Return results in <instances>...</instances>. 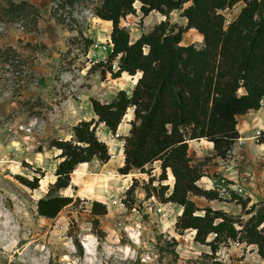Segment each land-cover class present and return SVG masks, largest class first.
<instances>
[{
	"label": "rangeland",
	"instance_id": "1",
	"mask_svg": "<svg viewBox=\"0 0 264 264\" xmlns=\"http://www.w3.org/2000/svg\"><path fill=\"white\" fill-rule=\"evenodd\" d=\"M9 1L29 2L38 9V17L26 15L12 20L3 12ZM101 2L81 0L73 8L62 9L56 0H0V264H264L257 245L246 244L243 229L255 214L250 213L251 207H264V152L226 157L237 160L235 170L242 178L236 189H243L242 197L248 201L246 210L234 204L225 209L235 219L237 238L245 246L235 247L237 238L223 236L215 242L217 252L201 243L187 247L183 239L175 238V234H185L176 225L181 216L176 217L175 212L164 220L157 212L159 204H164L160 187L168 186L166 198L175 185L171 186L175 181L171 169L162 182L160 161L147 166L146 173L120 172L125 165L124 138L130 136L135 120L133 107L128 109L116 134L104 124L98 125L97 135L108 145L111 158L107 163L94 160L77 166L70 187L60 191L63 196L73 197V204L54 219L38 215V201L55 183L60 162V151L51 146L52 141L74 139L73 128L78 123L97 120L92 99L110 103L122 90L132 95L141 77V73L134 77L123 73L114 79L108 66H95L106 62L112 51V23L99 19L94 12ZM243 5L221 12L226 24L239 15ZM182 12H172L171 26L185 23ZM139 15L121 19V26L130 32L133 41L165 20L159 16L155 19V14ZM181 45L201 49L203 35L191 29L183 34ZM118 64L119 60H115V70ZM258 132L262 131L253 136L257 143ZM195 147L189 146L191 166L204 176L219 178L221 185L223 181L228 183L216 167L231 163L214 162L216 156H211L204 145L196 147L202 152L197 156ZM121 155L124 165L118 168L111 161ZM41 176L36 190L17 179ZM127 182L132 186L123 195L121 186ZM144 199L150 201L149 205ZM93 201L108 209V214L99 218L98 227L93 223Z\"/></svg>",
	"mask_w": 264,
	"mask_h": 264
},
{
	"label": "trees",
	"instance_id": "2",
	"mask_svg": "<svg viewBox=\"0 0 264 264\" xmlns=\"http://www.w3.org/2000/svg\"><path fill=\"white\" fill-rule=\"evenodd\" d=\"M58 8L75 7L81 0H56ZM141 3L144 17L160 13L166 20L147 34L132 41L130 32L121 26V19L135 14V4ZM244 4L239 15L226 24L221 13L238 4ZM189 4L187 7H185ZM183 10L187 19L185 27L170 25L173 11ZM12 20L28 16L38 17V9L27 1L8 2L3 9ZM57 12V10H55ZM95 15L112 23V51L106 62L95 66H108L114 79L123 73L134 77L141 73L132 95L122 90L110 103L92 99L97 120L81 121L74 128V139L53 140L51 146L60 151V162L55 172L56 181L45 198L37 204L38 215L56 218L64 208L73 204L74 198L63 196L61 190L71 185V176L77 166L99 160L107 163L109 147L97 135L99 124H104L116 134L129 108H134L135 120L131 134L124 138L125 165L122 174L133 170L145 172L147 166L160 161L162 173L159 180H167V170L175 177L173 191L167 195L168 186H161L164 203L172 202L183 207L176 225L180 230L197 231L195 240L210 245L218 251L216 240L238 236L235 219L221 210L204 209V215L190 199V195L208 200H221L217 191L200 188L197 182L203 177L191 166L189 141L205 139L214 144L216 156L226 158L239 139L237 116L260 110L264 100V0H102L94 9ZM61 20V19H60ZM168 20V21H167ZM177 28V30H176ZM191 29L203 35L204 47L182 46L183 34ZM145 48L147 52H145ZM2 50L0 48V54ZM115 60H119L115 70ZM243 90V94L239 92ZM264 143V131L258 139ZM24 186L36 190L41 177L29 180L17 177ZM154 179H151V181ZM231 199L246 210L248 201L231 192ZM243 225L244 240L257 245L264 258V207L256 210ZM94 225L108 214L107 206L92 202ZM218 238L207 243L210 233ZM243 240V239H242Z\"/></svg>",
	"mask_w": 264,
	"mask_h": 264
},
{
	"label": "crops",
	"instance_id": "3",
	"mask_svg": "<svg viewBox=\"0 0 264 264\" xmlns=\"http://www.w3.org/2000/svg\"><path fill=\"white\" fill-rule=\"evenodd\" d=\"M140 4V2H137ZM140 6L136 7L137 8V12L136 15L142 14V12L140 11ZM155 14V19L156 16H159V18H161L160 20H166V17L161 15L160 13L157 12H152L151 16H154ZM172 15V13H171ZM170 15V16H171ZM140 16V15H139ZM185 23H179L181 24V26H184L183 24H185V26L187 25V19L185 17H183ZM164 20V21H165ZM163 21H159V23H161ZM112 30V26L110 27ZM111 32V31H110ZM146 34L148 32H145ZM141 36V35H140ZM140 36H138L137 38H135V40H137ZM133 41V40H132ZM237 130L239 132V141L237 143L234 144V148L232 147V151L230 152L231 155H227L228 157H232V155H238L239 157H242L243 155H251V153H253L255 156H257L256 154H260L262 152H264V143L260 144L257 143L254 139L253 136L255 134L256 131H264V105L262 106V108L260 110H252L247 114L244 115H240L237 116ZM198 145H204V148L206 147L208 150H210L212 152L211 156H216V152L214 151V144L212 142H209L205 139H200V140H191L189 142V146L190 148H192V146H198ZM195 147V152H197V156L201 155L202 152L199 153V151L196 149ZM198 148V147H197ZM202 151L204 152V149H202ZM233 158V157H232ZM232 158L229 160L227 158H221L219 156L214 157V162H219L221 161L222 164H227V163H231V166H223L221 167V165L219 167H216V170H218L217 172L223 174V176L225 178H227L228 183L226 181L224 182V185H219V187H217L216 185L218 183H220V179L219 178H209L207 176H204L197 182V185L207 191H217L220 194V198L221 200H208L205 197H200V196H195V195H190V199L196 204V206L200 209V211H198V215L199 216H203L204 215V211L202 209L209 207L214 211H223L225 213L226 212V205H230V204H234V205H238L235 201H233L231 199V196L228 194V192H223V189L227 188L226 186L229 185V187H235L238 188L240 186L239 181L242 178V175L240 177V175H238V172L235 170V166L237 165V160L235 159L234 161L232 160ZM261 158V157H258ZM113 160V159H112ZM116 161H111V163L115 166H117L118 168L122 167L124 165V158L123 155L119 156V159H115ZM252 160V159H251ZM86 165V164H82ZM250 166V163L248 164ZM237 167V166H236ZM205 168V167H204ZM252 168V167H251ZM75 173V172H74ZM250 174V173H249ZM251 175V174H250ZM249 177L245 178L246 181H248ZM255 178H251V181L254 180ZM244 180V179H243ZM242 180V181H243ZM250 182V181H249ZM243 183V182H242ZM253 186V181L250 182ZM175 184V181L171 184V186H173ZM173 188V187H172ZM231 192H234L233 190ZM235 195H238L234 192ZM253 192L251 194V196L253 197ZM239 196V195H238ZM223 197V198H222ZM242 197V196H241ZM228 198H230V201H228ZM203 204V205H202ZM240 206V205H238ZM241 207V206H240ZM242 208V207H241Z\"/></svg>",
	"mask_w": 264,
	"mask_h": 264
},
{
	"label": "built area",
	"instance_id": "4",
	"mask_svg": "<svg viewBox=\"0 0 264 264\" xmlns=\"http://www.w3.org/2000/svg\"><path fill=\"white\" fill-rule=\"evenodd\" d=\"M129 16V15H128ZM112 44V43H111ZM145 52H147V49L145 48ZM137 84V83H136ZM263 105V104H262ZM260 132H258V137H255L256 139L260 137ZM120 177L122 178H127L128 176L127 175H121ZM132 181V179H130ZM219 185H221V183H218L217 184V187H219ZM223 185H224V182H223ZM132 186V183H129L127 182L126 184H123L121 186V189H122V194L125 195L127 194V192L130 190ZM228 187L223 189V192H228V194L231 196V191L233 190L236 194H238L239 196H245L244 194L242 193H245L243 189H236L235 187ZM171 191V190H170ZM171 193V192H170ZM154 199V198H153ZM145 204H147V202L149 203L150 201H147L145 200ZM124 205V204H123ZM149 205V204H147ZM183 207L181 205H176L172 202H167V203H164V204H159V207H157V212L159 214H161V217L164 219V220H168L170 217L173 216V214L176 212V217H179V216H182V213H183ZM179 209V211L177 212V210ZM194 215H198V213H194ZM264 229V224H262L260 227H259V230H262ZM196 234H197V231L194 230V229H187L185 230V234H175V238L177 240L179 239H183V241L185 242V246H189V245H193V244H196L198 245L199 242H197L195 240V237H196ZM218 238V234L217 233H210L208 238H207V243H211L212 241H215L216 239ZM247 244V243H246ZM234 245L235 247H238V248H242L243 246H245V244L243 242L240 241V238H237V241L234 242Z\"/></svg>",
	"mask_w": 264,
	"mask_h": 264
},
{
	"label": "bare ground",
	"instance_id": "5",
	"mask_svg": "<svg viewBox=\"0 0 264 264\" xmlns=\"http://www.w3.org/2000/svg\"><path fill=\"white\" fill-rule=\"evenodd\" d=\"M112 159H114V156L112 157Z\"/></svg>",
	"mask_w": 264,
	"mask_h": 264
},
{
	"label": "water",
	"instance_id": "6",
	"mask_svg": "<svg viewBox=\"0 0 264 264\" xmlns=\"http://www.w3.org/2000/svg\"><path fill=\"white\" fill-rule=\"evenodd\" d=\"M138 82V81H137Z\"/></svg>",
	"mask_w": 264,
	"mask_h": 264
}]
</instances>
